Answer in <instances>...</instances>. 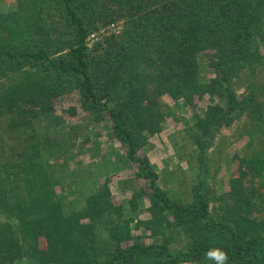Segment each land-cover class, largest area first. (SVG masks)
<instances>
[{"label":"trees","instance_id":"obj_1","mask_svg":"<svg viewBox=\"0 0 264 264\" xmlns=\"http://www.w3.org/2000/svg\"><path fill=\"white\" fill-rule=\"evenodd\" d=\"M117 21L120 33L88 44ZM263 72L264 0H0V264H212L214 247L228 264H264ZM68 99L65 113L102 123L123 148L129 198L99 182L66 209L57 186L80 126L64 114L43 124ZM172 104L195 114L184 196L161 185L144 151ZM242 121L249 151L218 194L211 149Z\"/></svg>","mask_w":264,"mask_h":264},{"label":"rangeland","instance_id":"obj_2","mask_svg":"<svg viewBox=\"0 0 264 264\" xmlns=\"http://www.w3.org/2000/svg\"><path fill=\"white\" fill-rule=\"evenodd\" d=\"M6 1L7 3L13 2V0ZM3 5L5 4L3 3ZM209 55L210 51L200 54L201 72L204 77L211 76ZM211 100L206 97L199 101L198 110L202 111ZM74 103L71 99L61 102L54 114L45 116L43 124V127L53 126L54 116L64 114L68 124L73 123L80 126L79 137L74 141L71 153L62 160L66 168L62 173L61 184L57 186V190L66 197V209L70 210L72 207L82 205L85 196L99 182L108 181L110 183L115 201L129 198L134 188L130 182V177L133 176L135 170L134 166L125 162L123 148L118 142L109 139L108 129L105 125L92 122L82 113L71 117L64 112ZM172 109L175 115L163 123L160 133L149 137L144 151L158 168L161 185L184 196L193 184L196 172L193 147L190 142H184L186 122L192 123L195 114L191 108L188 109L181 105L172 104ZM242 127L243 121L222 129L217 136L216 144L211 149V155L215 159L217 182L215 190L218 194L228 190V179L238 169L239 161L235 155L242 156L249 151L247 148L249 138L240 134ZM216 207L217 204L212 205L214 215L218 213ZM145 215L144 212L141 213L142 217ZM133 232L135 235L141 233L137 229H134ZM144 239L147 242L152 241L148 237Z\"/></svg>","mask_w":264,"mask_h":264},{"label":"built area","instance_id":"obj_3","mask_svg":"<svg viewBox=\"0 0 264 264\" xmlns=\"http://www.w3.org/2000/svg\"><path fill=\"white\" fill-rule=\"evenodd\" d=\"M122 30V22H112L106 26L101 27L99 30L92 32L88 38L87 42L89 45H93L94 43L102 40L105 36L110 35L112 33H120Z\"/></svg>","mask_w":264,"mask_h":264},{"label":"clouds","instance_id":"obj_4","mask_svg":"<svg viewBox=\"0 0 264 264\" xmlns=\"http://www.w3.org/2000/svg\"><path fill=\"white\" fill-rule=\"evenodd\" d=\"M205 259L212 262V264H228L229 257L225 250L214 247L210 248L205 253Z\"/></svg>","mask_w":264,"mask_h":264}]
</instances>
